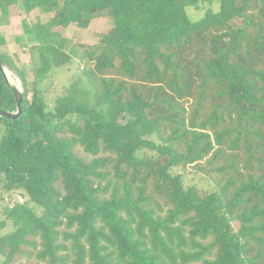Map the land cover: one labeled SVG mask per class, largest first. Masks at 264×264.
I'll use <instances>...</instances> for the list:
<instances>
[{
	"label": "trees",
	"instance_id": "obj_1",
	"mask_svg": "<svg viewBox=\"0 0 264 264\" xmlns=\"http://www.w3.org/2000/svg\"><path fill=\"white\" fill-rule=\"evenodd\" d=\"M11 6L53 15L21 21L27 60L0 51L23 87L20 116H0V196L16 195L0 264H264V0ZM102 15L47 109L40 84L71 61L54 28ZM0 109L16 111L1 71ZM187 168L211 188L185 186Z\"/></svg>",
	"mask_w": 264,
	"mask_h": 264
},
{
	"label": "rangeland",
	"instance_id": "obj_2",
	"mask_svg": "<svg viewBox=\"0 0 264 264\" xmlns=\"http://www.w3.org/2000/svg\"><path fill=\"white\" fill-rule=\"evenodd\" d=\"M188 15L192 18H199L203 11L200 9L193 10L191 7L186 8ZM11 14L3 16L0 19V25L2 33L0 32V51L6 53L10 59L27 60L28 55L24 53L23 56H17V52L21 49L23 51L27 49L32 43L31 36L25 34L22 30V20L35 21L38 19L41 23H45L53 15V13H41L36 8L30 10L29 12L18 11L15 6H12ZM239 24V20L235 21ZM113 26L112 17L109 15H102L92 18L86 27H80L76 24H70L65 28L55 27L54 30H58L61 36L69 42L68 47L66 46L65 52L68 53L71 61L55 67L51 70L48 78L40 84V88L43 90V97L47 103V109L51 108L54 104L55 98L62 92L64 85H68L72 78L79 74L78 68V57L81 52L88 46L97 43L102 34L106 33ZM17 35H21L20 38ZM16 37H19V41H16ZM32 40H34L32 38ZM25 48V49H24ZM25 52V51H24ZM19 55V54H18ZM25 68V76L27 80H31V66L30 63L24 64L22 66ZM7 77L11 83L16 84L21 90L23 89L20 80L14 74V72L7 67H5ZM1 133V130H0ZM141 154V152H140ZM183 175V182L185 186L194 185L201 190H209L211 188V183L206 179L202 178L198 174L192 172L190 168L186 170H181ZM0 196V207L3 206L6 201L4 198H9L10 204L13 203L16 195L8 196L6 193ZM20 200V199H19ZM21 201V200H20ZM1 210V208H0ZM4 218V215L0 211V219ZM11 225L8 224L4 229L0 230V233L8 231L11 229ZM2 256L0 255V259ZM19 260H15L13 264H18Z\"/></svg>",
	"mask_w": 264,
	"mask_h": 264
},
{
	"label": "water",
	"instance_id": "obj_3",
	"mask_svg": "<svg viewBox=\"0 0 264 264\" xmlns=\"http://www.w3.org/2000/svg\"><path fill=\"white\" fill-rule=\"evenodd\" d=\"M0 71L2 74L5 76L9 86L14 92V97H15V103H16V111H7L0 109V116L6 117L9 119H16L20 116L22 108H21V102L23 100V92L22 90L14 83H11L7 77V73L5 71V67H3L2 62L0 60Z\"/></svg>",
	"mask_w": 264,
	"mask_h": 264
},
{
	"label": "crops",
	"instance_id": "obj_4",
	"mask_svg": "<svg viewBox=\"0 0 264 264\" xmlns=\"http://www.w3.org/2000/svg\"><path fill=\"white\" fill-rule=\"evenodd\" d=\"M12 9V6L9 8V14L8 15H10L11 14V10ZM34 10V9H33ZM3 16H7L6 14H4V13H2L1 11H0V19H1V17H3ZM1 27L2 28H4L2 25H0V32L2 33V30H1ZM17 36H19L20 38L22 37L21 35H17ZM19 37H16V41H19L18 39H19ZM31 41L33 42V40H32V36H31ZM24 55V54H23Z\"/></svg>",
	"mask_w": 264,
	"mask_h": 264
}]
</instances>
